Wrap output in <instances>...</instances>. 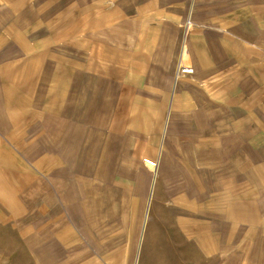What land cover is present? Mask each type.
Segmentation results:
<instances>
[{
    "label": "rangeland",
    "instance_id": "obj_1",
    "mask_svg": "<svg viewBox=\"0 0 264 264\" xmlns=\"http://www.w3.org/2000/svg\"><path fill=\"white\" fill-rule=\"evenodd\" d=\"M247 17L257 90L238 129L264 148V0H0V188L15 200L0 195V264H264L249 170L214 169L235 129L194 112L196 132L171 106L235 88L180 59L232 45Z\"/></svg>",
    "mask_w": 264,
    "mask_h": 264
},
{
    "label": "crops",
    "instance_id": "obj_2",
    "mask_svg": "<svg viewBox=\"0 0 264 264\" xmlns=\"http://www.w3.org/2000/svg\"><path fill=\"white\" fill-rule=\"evenodd\" d=\"M235 23V22H234ZM232 22V28L235 25V28L231 29L229 33H226L230 36L232 45L226 46L224 41L220 42V45L216 46L215 49L221 54L225 55V61L218 63H212V59L209 57V53L216 54L215 50H212L209 46L206 48L201 46L199 48V54H206L207 56H203L202 60L199 61L197 56H195V50L193 47L189 48L194 55H192L191 60L193 66H197L195 72L197 76L201 78L202 73L204 74H216V72L220 73H229L233 75H240V81L235 82V88H232L222 99L219 98H211L208 94V91H211L210 84L206 87L203 86L204 89H201L204 97L203 99H198L197 101L189 100V102L185 101H173L171 103L172 107H175V110L172 111L173 118L190 122L191 129H196L198 132L199 128H197L198 120L194 117L187 119V117L194 115V112H197L199 115H202L203 120L206 119L205 123L213 124V122L219 121L220 125L230 126L233 128L234 133H226L224 137H220L218 139L219 143L212 146L210 150H215L216 153H223L229 154L231 156H235V159H231L228 162H221V169L219 166L217 170H249V196L253 195L251 202L254 203H261L264 207V148L259 147L256 148L253 144L249 143V134L247 129L245 132L240 131L238 129L239 124H248L249 122V106L254 103V98L256 95L257 87L253 84L251 78H249V43L254 42L255 40L249 39V17L246 18L245 28H242L241 31L243 35L238 34L239 27L238 25L241 23L234 24ZM226 31V29H224ZM244 31V32H243ZM223 32V31H222ZM261 36V35H259ZM223 39H226V36H221ZM219 37V38H221ZM205 39V38H203ZM206 41V40H205ZM192 46V45H191ZM223 48L226 49L227 53H224ZM232 48L231 56L234 60L238 54L236 59V64L234 61L230 60L229 56V49ZM235 49L239 50L236 52ZM244 54V55H243ZM243 56L245 57L243 60ZM195 57V59H194ZM196 62V63H195ZM201 62L203 65V69L201 66ZM195 64V65H194ZM230 68L228 69L227 67ZM242 67L247 68L242 70ZM0 81H3L2 76L0 75ZM214 84L215 87L219 86L218 81L211 82ZM200 91V90H199ZM201 93V94H202ZM260 99V98H259ZM259 103L262 104V99L259 100ZM176 105V106H175ZM191 107V108H189ZM10 114L9 111L6 110V113ZM192 113V114H191ZM13 113H11L12 115ZM10 117V115H8ZM3 118V117H2ZM182 120H181V119ZM13 117L9 118V121L0 120L3 124L5 123H12ZM59 122V120H57ZM181 122L182 124H184ZM215 126V125H214ZM213 126V127H214ZM247 126V125H246ZM223 134V131H222ZM221 134V135H222ZM206 135H209V140L213 141V135L210 132H207ZM54 140V144L62 146V136L59 135L56 131L52 136ZM44 138H50L48 135ZM200 139V137H197ZM51 139V138H50ZM198 139V140H199ZM236 139H240V142L236 143ZM192 146L198 147L194 142L191 141ZM196 149V148H195ZM198 149V148H197ZM35 152V148H33ZM214 151V152H215ZM242 156H246L245 159ZM261 159V160H260ZM53 169H57V167H53ZM222 174H220L221 176ZM218 176V175H217ZM232 177V174L231 176ZM227 178V177H226ZM264 230V229H261ZM261 233L264 234L262 231ZM264 236V235H263ZM38 249H43L42 245H39Z\"/></svg>",
    "mask_w": 264,
    "mask_h": 264
},
{
    "label": "bare ground",
    "instance_id": "obj_3",
    "mask_svg": "<svg viewBox=\"0 0 264 264\" xmlns=\"http://www.w3.org/2000/svg\"><path fill=\"white\" fill-rule=\"evenodd\" d=\"M192 55H193V52L189 49V47L187 45L184 46L182 54H181V59H180V62L182 63L183 66L188 67V64L190 62ZM155 162L153 160H150V159L146 160V164L151 171L156 170L157 164ZM0 195L5 196V198L7 197L12 204H15V200H14L12 194L6 188H0Z\"/></svg>",
    "mask_w": 264,
    "mask_h": 264
},
{
    "label": "built area",
    "instance_id": "obj_4",
    "mask_svg": "<svg viewBox=\"0 0 264 264\" xmlns=\"http://www.w3.org/2000/svg\"><path fill=\"white\" fill-rule=\"evenodd\" d=\"M181 66L184 67V70H185V71H188V70H190L191 72L194 71V70L192 69V67H186V66H183V65H181Z\"/></svg>",
    "mask_w": 264,
    "mask_h": 264
}]
</instances>
